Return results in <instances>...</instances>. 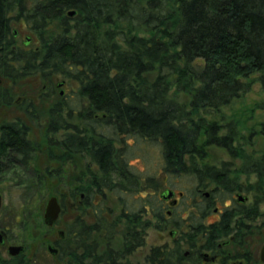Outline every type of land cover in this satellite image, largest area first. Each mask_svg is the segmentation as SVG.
<instances>
[{
  "label": "trees",
  "instance_id": "trees-1",
  "mask_svg": "<svg viewBox=\"0 0 264 264\" xmlns=\"http://www.w3.org/2000/svg\"><path fill=\"white\" fill-rule=\"evenodd\" d=\"M70 11L75 14L68 16ZM15 25L32 36L26 47L14 40ZM0 73L13 84L38 78L48 95H57L52 92L57 85H75L73 95L48 109L46 127L62 131V163L70 155H85L96 168L85 167L86 182H67L66 199L74 191L85 194L96 231L107 226L113 235L118 221H105L102 198L108 193L116 199L125 250L131 242L142 243L150 224L144 218L167 222L166 210L177 215L186 199H198V185L214 186L210 201L220 203L235 192L252 194L250 206L234 202L236 211L224 213L221 236L231 224L242 231L258 218L264 151L249 152L240 143L245 137L239 120L215 115L255 83L264 92V0H0ZM256 108L264 109V101ZM22 127L0 126V144L13 145L14 154L30 153ZM260 131L264 136V126ZM149 142L160 147L162 160L157 173L144 176L129 160L135 147ZM209 147L223 149L239 165L204 163ZM5 152L0 148V172L20 171L27 188L44 187L26 173L30 158L19 166ZM184 175L194 186L178 191L177 205H166L161 194L173 191L172 180ZM242 176L254 182L243 183ZM123 195L132 196V205ZM114 257L110 252V263ZM156 257L157 264H166L164 252Z\"/></svg>",
  "mask_w": 264,
  "mask_h": 264
},
{
  "label": "flooded vegetation",
  "instance_id": "flooded-vegetation-1",
  "mask_svg": "<svg viewBox=\"0 0 264 264\" xmlns=\"http://www.w3.org/2000/svg\"><path fill=\"white\" fill-rule=\"evenodd\" d=\"M13 38L19 43H22V39H24L26 42L25 47L30 40L24 34L19 33L18 30H14ZM3 79L5 78L3 77ZM1 84L2 81L0 80ZM67 86V83L62 86L57 85L52 91L53 93L56 92L57 95H48L49 88L43 85L44 95L42 96L24 94L16 98L11 97L10 100L2 96L0 97V105L12 106L15 104L27 113L30 107L29 104L39 100L46 102L48 104L47 109H49L59 100H66L68 97L66 96ZM47 121L48 119H46V124ZM4 123L21 124L24 139L30 143L26 146V148H29L30 153L22 152V154L12 153L13 145L0 144V148L6 149L4 156L10 157L19 166L22 165L21 163L25 159L30 158L31 171L26 173L29 176L32 175L36 182H44L48 175L52 173L48 168L49 166L46 168L48 171L43 173L33 168V163L36 161L35 157L38 155L37 152L41 150L37 149L39 145L29 137L32 130L17 119L12 122H3L0 126ZM42 132L46 158L50 160L52 158L51 151H56L53 161L57 162L60 168L62 153L59 141L62 131L59 128L51 131L45 126ZM64 161L62 163L63 168L68 163L73 168L80 169L78 172L75 171V174L72 171L68 178H64L69 183H74L73 180L86 182L89 175L85 167L96 168L91 165L85 155L76 156L73 154V156L65 157ZM76 161L79 162V165L74 164ZM3 163L0 161V165H4ZM10 171L13 170H7L6 173ZM4 173L2 169L0 176ZM58 178L62 180L61 177ZM195 188L198 199L196 197L186 199V207L175 209V211H178L177 215H172L171 210H166L167 222L157 224L156 218L151 215L144 218L150 224L142 232V243L139 240L131 242V246L127 250L124 249V243L119 236V232L123 230L124 221L120 218L121 209L119 208L116 212L114 207L110 205L109 201L111 200L117 203V200L111 195L104 193L102 200L106 206L104 210L105 221L108 223L118 221L116 226L118 230L115 235L109 233L107 226H104L100 232L96 231L97 226L94 224L96 219L92 216L93 209L85 206L87 202L85 194L74 191L72 197L69 198L68 196V202L65 200L66 195L65 198L63 194L55 196L60 205L59 216L51 226L45 225L42 217L44 232L40 236L39 243H35L36 245L25 244V242L14 243L7 229L0 226V264H157L158 251L166 254V264H264L260 260V250L264 244V223H255L256 219L254 223H246L244 226L246 229L242 231H238L241 225L231 224L227 235L221 236L220 233L219 222L222 216L225 212L232 213L236 211L235 208H231L234 202L236 204L246 202V200L244 202H238L237 200V196L239 194L244 195L245 192H235L228 200L220 203L216 199L210 201V191L214 190V186H207L205 190L199 185ZM173 192L172 198L166 202V205H170V203L177 205L180 201L182 193L175 190ZM176 195H178L179 200L178 198L174 199ZM199 202H202L204 206H193L194 203ZM209 206L214 207L210 209ZM151 230L166 234L167 239L161 244L146 247L148 232ZM139 231V228H137L136 233L139 234ZM67 236L69 237L68 240ZM112 236L114 239L110 243L112 245L110 250L109 237ZM92 237L97 239L93 240ZM13 246L21 247L22 251L16 255H11L9 248ZM37 249L41 251L38 253ZM110 252L115 253L112 263L109 262ZM137 253L140 254L139 258L135 257ZM4 255L6 257H3Z\"/></svg>",
  "mask_w": 264,
  "mask_h": 264
},
{
  "label": "rangeland",
  "instance_id": "rangeland-1",
  "mask_svg": "<svg viewBox=\"0 0 264 264\" xmlns=\"http://www.w3.org/2000/svg\"><path fill=\"white\" fill-rule=\"evenodd\" d=\"M14 30H18L19 33L24 34L27 38L32 40V36L28 33L27 29L20 25H15ZM24 41V39H22ZM33 42V41H32ZM35 44V42H33ZM0 97L4 96L9 100L12 98L19 97L24 94L33 96H42L44 94L43 85L40 84L38 78L21 79L17 84L11 83V81L3 79L0 73ZM60 79L56 80L58 83ZM75 85L70 84L66 88L67 95H73L75 93ZM74 91V92H73ZM40 94L38 95V93ZM46 92V91H45ZM35 93V94H34ZM36 101V102H35ZM29 104L28 112H24L18 108L15 104L12 106H6L5 104L0 105V124L3 122H12L17 119L19 122H23L32 131L30 138L39 145L37 149L41 151L37 152L35 157L36 161L33 163V168L38 172L43 173L46 168H50V175L44 181V187L38 190H32L27 188L24 182L26 176L20 171L5 172L0 177V196L2 198V210L0 212V226L7 229L8 234L12 241L16 244L25 242V244L39 243L40 236L44 232L42 226L43 211L46 201L52 196H59L61 194L68 195V189L66 187L67 179L71 175L72 171H79L76 168L65 164L64 170L59 169V164L55 161L56 151H51L52 158L48 160L45 154V148L43 144V132L47 119V103L39 100H35ZM73 102V100H71ZM264 101V92L261 90L258 83L252 85L250 91L243 94L241 97L234 99L229 105L224 106L220 109L218 115H215L216 119L221 121V117L225 119L233 118L239 120L242 128V135L245 137L241 140V144H244L246 149L250 151L262 152L264 151V136L260 131L264 126V109L256 108V104ZM11 102V101H9ZM255 130L250 132V130ZM252 133V134H251ZM254 133V134H253ZM246 143V144H245ZM43 145V146H42ZM206 158L204 163L221 166L223 163H231L232 165H239L238 160H231L227 153L219 147H209L206 149ZM162 155L160 147L156 143H143L139 144L132 150V157L129 162L133 166L134 170L138 173L146 175H153L157 173L161 165ZM58 164V165H57ZM78 164L79 162H75ZM78 167V166H77ZM234 168V167H233ZM235 169V168H234ZM25 176V178H24ZM58 177H61L59 180ZM241 182L248 181V183L254 182V178L241 177ZM74 184L78 182L74 181ZM194 179L184 175L178 176L172 180V189L178 191H188L194 186ZM242 198H245L246 202L242 205L248 207L252 203V194L245 193L244 195L239 194ZM227 194H222V197H227ZM125 203L129 206L132 205V196L123 195ZM179 200L178 195L174 199ZM68 202V199H65ZM110 205L114 207L115 211L119 210L117 203L113 200L109 201ZM259 216L255 223H264V202L259 204L258 207ZM17 219L15 220V218ZM67 218V217H66ZM24 220V223L22 224ZM26 220V221H25ZM37 221L39 223H37ZM25 228V229H24ZM167 239V235L164 233H157L155 231H149L147 236V245L161 244ZM38 253L40 249L36 250ZM36 252V253H37ZM140 254H136L135 257L139 258ZM3 257H6L4 255Z\"/></svg>",
  "mask_w": 264,
  "mask_h": 264
},
{
  "label": "water",
  "instance_id": "water-1",
  "mask_svg": "<svg viewBox=\"0 0 264 264\" xmlns=\"http://www.w3.org/2000/svg\"><path fill=\"white\" fill-rule=\"evenodd\" d=\"M74 14H75L74 11L68 12V16H73ZM173 194H174L173 191L167 190L163 194H161V197L165 200H169L170 198H172ZM1 200L2 199L0 196V209L2 206ZM237 200H238V202H244L245 198H242V196L238 195ZM59 213H60L59 202L55 196H52L46 201V204L44 207V212H43V223L47 226L53 225L56 222V220L59 216ZM0 242H1V236H0ZM21 251H22L21 247H14L13 246V247L9 248V252L11 255H16ZM260 260L262 262H264V244L260 250Z\"/></svg>",
  "mask_w": 264,
  "mask_h": 264
}]
</instances>
